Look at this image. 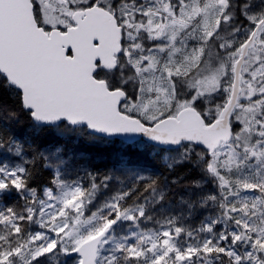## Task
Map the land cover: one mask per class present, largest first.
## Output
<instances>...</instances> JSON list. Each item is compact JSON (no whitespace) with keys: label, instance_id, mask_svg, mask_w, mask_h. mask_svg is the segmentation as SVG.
Wrapping results in <instances>:
<instances>
[{"label":"snow or ice","instance_id":"snow-or-ice-1","mask_svg":"<svg viewBox=\"0 0 264 264\" xmlns=\"http://www.w3.org/2000/svg\"><path fill=\"white\" fill-rule=\"evenodd\" d=\"M0 264H264V0H0Z\"/></svg>","mask_w":264,"mask_h":264}]
</instances>
